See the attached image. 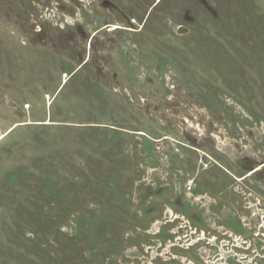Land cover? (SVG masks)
Returning a JSON list of instances; mask_svg holds the SVG:
<instances>
[{"label": "rangeland", "instance_id": "obj_1", "mask_svg": "<svg viewBox=\"0 0 264 264\" xmlns=\"http://www.w3.org/2000/svg\"><path fill=\"white\" fill-rule=\"evenodd\" d=\"M245 156L264 0H0V264H215L190 186Z\"/></svg>", "mask_w": 264, "mask_h": 264}, {"label": "flooded vegetation", "instance_id": "obj_2", "mask_svg": "<svg viewBox=\"0 0 264 264\" xmlns=\"http://www.w3.org/2000/svg\"><path fill=\"white\" fill-rule=\"evenodd\" d=\"M256 161H258V164L254 165L253 162ZM242 166L245 172H237L241 173L239 177L233 173L232 179L234 184L237 183L236 180L243 181L247 179L246 189L242 188L240 191L244 198L243 201L240 200L239 202L232 195L231 188L223 187L222 190L216 192V196L211 197L210 201L206 199L212 215H209L208 212L206 213L207 209L204 199L207 191H203L200 188L201 184L199 181L198 183L196 182V186H190L191 193L197 194V200L201 201L202 217L199 222L203 227H197L196 233L203 234L204 237L208 236V238L214 237L209 243L213 247L219 248V253L217 252L218 254L215 256V264H217L216 262H220L218 264H264V158L260 160L258 158L248 159L245 156ZM214 167L219 168L220 166L214 164ZM258 173H260V179L256 176ZM250 186L256 188L255 192L257 194L253 192ZM248 188L251 191H248ZM233 189L236 191L234 185ZM188 208H190V204L186 200V207H182L181 210L189 215L190 209ZM180 216L178 215V217ZM210 219L213 226L212 228H206V230L204 224ZM199 240H203L202 236ZM227 245H232V247L226 251L225 247ZM254 252L262 256V262L250 257L249 254L252 255ZM192 264L195 263L192 262Z\"/></svg>", "mask_w": 264, "mask_h": 264}, {"label": "water", "instance_id": "obj_3", "mask_svg": "<svg viewBox=\"0 0 264 264\" xmlns=\"http://www.w3.org/2000/svg\"><path fill=\"white\" fill-rule=\"evenodd\" d=\"M181 27L187 29L185 26H181ZM187 30H188V29H187ZM180 31H181V28H180Z\"/></svg>", "mask_w": 264, "mask_h": 264}]
</instances>
